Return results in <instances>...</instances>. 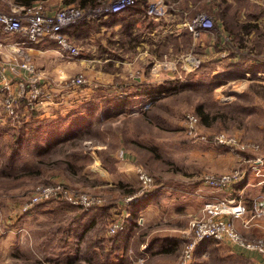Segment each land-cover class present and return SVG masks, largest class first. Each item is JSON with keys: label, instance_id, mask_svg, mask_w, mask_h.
<instances>
[{"label": "crops", "instance_id": "crops-1", "mask_svg": "<svg viewBox=\"0 0 264 264\" xmlns=\"http://www.w3.org/2000/svg\"><path fill=\"white\" fill-rule=\"evenodd\" d=\"M49 1L48 4L52 6L59 4L57 0ZM157 1L140 2L135 7L108 15L99 20L100 24L93 21L86 42L79 39L86 24L79 23L66 29L67 37L79 48L77 56L68 55L53 41L30 43L19 34L5 33L0 27V59L10 65L5 69L7 77L13 79L17 74L25 75V71L17 66V61L28 60L40 72L44 84L49 81L58 85L57 81L76 73H86L95 82V88L86 91L80 88L82 86L67 89L59 85L55 89L59 101H45L30 112H24L21 103L19 110L26 116L16 121L8 120L3 115L0 102V126L9 127L13 122L17 125L20 122L25 125L43 122L46 130L43 133V153L47 154L49 151L54 152L47 147L52 146L54 149L63 143L62 140L69 138L61 132L71 124L72 119L84 114L87 123L77 132L86 137L83 145L85 152L92 158L86 164L88 171L94 169L105 172V181L110 184L125 183L129 180L127 168L141 163L145 152L157 147L160 140L158 134L150 133V128L145 130V127L151 123V118L162 116L159 110L171 112L178 107L171 102L172 94L186 86L194 90L203 82H208L218 100L226 101L228 99L217 94L224 91L222 87L231 83L224 77L233 76L234 72L238 73L236 77H240L252 68L264 69V33L258 37L255 33L264 32V0H172L175 4L173 12L178 11L176 13L183 15L188 10L189 15L184 17L188 20L185 22L181 18L168 20L166 17L170 13L162 15L163 18L149 13L148 6ZM20 7L15 0H0V13L15 12ZM201 12L215 15L216 24L223 35L229 36L232 44L223 35L212 38L209 33L202 32L197 37L192 36L187 30V23ZM191 13L195 15L189 17ZM204 60L215 64V67L207 66ZM230 66L237 68V71H233ZM248 84L235 83L238 87L236 90L233 88L235 95L250 91ZM158 88L163 90L158 91ZM98 89L106 91L103 95L106 99L95 103L97 94L93 91ZM133 90L135 93H131ZM91 94L93 100L88 98ZM148 95H153V101L157 99L150 109L151 115L139 117L126 113L127 108L142 100L137 99H145ZM131 97L135 100L127 101ZM88 108L92 110L89 112ZM98 120L102 122L97 124ZM55 132H59V135H53ZM55 136L54 139H59V142L48 146L47 141L53 140ZM65 150L66 147L57 149V153L68 152ZM257 183L248 187L242 182L237 185L242 186L237 188L238 192L244 190L245 194L246 190L248 198L244 201L248 210L243 218L234 223L239 232L249 239L264 237V216L251 217L254 203L264 196V184ZM221 195L228 197L230 192L224 191ZM37 207L40 209L37 210ZM37 207L17 218L8 209L0 212V264L78 262V247L83 246L77 245L75 235L87 220L92 224L88 233L96 231L101 222L97 218L99 214H86L81 208L58 198ZM197 210V214L201 213L200 208ZM97 247H100L99 243ZM230 247L233 252L255 264H264V256L258 252L232 245Z\"/></svg>", "mask_w": 264, "mask_h": 264}, {"label": "rangeland", "instance_id": "rangeland-1", "mask_svg": "<svg viewBox=\"0 0 264 264\" xmlns=\"http://www.w3.org/2000/svg\"><path fill=\"white\" fill-rule=\"evenodd\" d=\"M68 1L83 7L87 14L92 12L101 0H85L84 4L82 0ZM143 1L145 0H137V4ZM158 1L165 4L164 15L170 13L165 16L168 20L179 18L183 22L188 20L184 19L189 15L188 10L182 15L176 13L178 11H172L175 6L172 0ZM49 2L46 1L47 4ZM19 10L1 13H17ZM204 13L213 18L215 16L210 12ZM192 15L195 13H191L189 17ZM93 21L100 24L97 20L90 21L91 24L86 23V20L82 21L86 24L85 31L79 36L82 42H86L89 37ZM214 21L217 22V19L214 18ZM216 22L215 25L218 27ZM255 33L258 37L264 32ZM204 64L210 65L211 68L215 67V64H210L207 60H204ZM230 68L237 71L233 66ZM84 74L89 82L80 88H84L85 91L94 89L93 77ZM234 74L224 77L231 83L222 87L224 91L217 93L228 99L226 101L218 100L208 82H203L194 90L191 86H186L185 89H181L184 91L180 90L172 94L171 102L178 107L171 112L159 110L158 113L162 116L151 118V123L145 127V130L150 128V133L158 134L160 140L157 147L145 152L141 157V163H135L134 167L127 168L129 180L125 183L110 184L105 181L107 179L105 172L94 169L88 171L89 167L86 164L92 158L85 152L83 143L86 137L81 136L79 132L64 139L63 143L55 146L54 149L50 146L49 148L54 152L49 151L44 154L41 135L32 134L30 126L26 125L22 130H17L11 129L14 124L17 125L16 122L9 127L1 125L0 212L7 211L11 206L8 210L16 217L35 209L38 205L42 207L43 202L27 211L22 210L37 185L58 178L91 197L103 199V203L95 207L75 206L86 214H99L97 218L101 221L96 231L88 233L92 224L87 220L75 235L77 245L83 246L78 247L76 254L78 262L75 264H135V261L141 257L144 258L142 264H178L181 249L188 236L190 221L201 215L200 212L197 214L198 208L202 209L206 201L222 198L227 200L240 198L247 205L244 201L248 198L246 190L245 194L244 190L238 192L237 188L240 189L242 186L237 185L241 182L247 187L254 185V182H258V185L264 184V69L243 72L240 77H236L237 72ZM57 82L60 85L62 81ZM237 82L249 83L250 91L235 95L233 88L235 90L238 88L235 85ZM59 85L54 86V93L57 92L55 89ZM228 90L232 91L228 92ZM93 92L97 94L95 103L106 99L103 96L106 91L98 89ZM131 93H135L134 90ZM88 98L93 100L92 94ZM134 100L133 97L127 99L132 102ZM137 100L143 101V104L137 107L140 110L137 116L151 115L150 109L157 99L154 101L152 99L147 108L144 106L146 103L144 97ZM56 101H59V97L56 99L55 95L53 102ZM199 105H202L210 115L206 123L197 114L196 108ZM189 113L199 117L198 134L205 135L206 139H196L187 133L185 117ZM99 122L102 121L98 120L97 124ZM218 133L224 134L228 139H235L236 144L230 146L213 141L212 137ZM64 147L68 152L57 153V149ZM139 168L145 169L152 175L155 186L151 192L145 193L137 200L133 198L127 201L128 197L141 189L137 175ZM236 169H240L243 176L235 179L224 190H217L204 183L205 174H226ZM224 191L230 192V195L219 196ZM259 199H264V196ZM38 209L40 208L37 207ZM126 213H128L127 218ZM140 218L142 219L138 221ZM114 219L124 222L125 227L115 234H110L108 228ZM230 245L226 241H205L196 248L194 259L190 264H255L254 261L233 252Z\"/></svg>", "mask_w": 264, "mask_h": 264}, {"label": "built area", "instance_id": "built-area-1", "mask_svg": "<svg viewBox=\"0 0 264 264\" xmlns=\"http://www.w3.org/2000/svg\"><path fill=\"white\" fill-rule=\"evenodd\" d=\"M47 0H38L26 6H21L17 13H0V27L5 33L19 34L27 42L39 43L44 41L55 42L68 55L77 56L80 51L74 43L67 37L66 29L79 24L82 21L101 20L108 15L120 13L137 4V0H101L99 5L93 8L92 12L85 14V9L72 3L67 4L64 0H57V6L48 5ZM165 4L157 1L148 6L149 13L162 16L165 14ZM187 28L193 37H197L202 32L211 34L212 38L222 36L221 30L215 25L214 18L204 12L193 16L187 23ZM227 42L232 44L228 35H223ZM15 67V65L13 64ZM17 66L25 71V75L17 74L13 79L7 77L6 70L10 67L8 62L0 59V102L2 113L8 120L16 121L26 116L24 112H30L45 101H53L54 83L47 81L43 83V77L37 71L35 65L28 60L17 61ZM88 81L84 73L66 77L60 86L65 88H75L86 84ZM15 84V88L13 87ZM59 85V83H58ZM153 99L148 95L144 103L145 108ZM23 103L24 112L19 110V105ZM138 105L127 108L126 113L134 116L139 114ZM142 105V104H141ZM199 117L189 113L185 117V129L187 133L196 139H206L205 135L198 134ZM212 140L233 146L235 139H228L224 134H216ZM140 191L128 197L127 201L134 198L137 200L145 193L151 192L154 185V178L145 169L137 170ZM243 176L240 169H236L226 174H205L204 183L217 190H224L235 179ZM63 199L72 206L95 207L103 203L99 197H91L87 193L65 183L56 180L50 183L39 184L31 193L28 201L23 205L22 210L27 211L34 205L45 203L52 199ZM248 207L242 200L225 198L215 201H206L201 209V215L192 219L189 224L188 236L181 249L178 264H190L194 259L196 248L205 240L226 241L232 246L244 250L256 251L264 256V237L249 239L239 232L235 225V219L242 217ZM128 211V210H127ZM264 216V199L257 200L251 211L252 218ZM125 217H128L126 213ZM141 220L138 219V221ZM125 227V223L114 219L109 225L108 232L115 234ZM144 258H138L135 264H142Z\"/></svg>", "mask_w": 264, "mask_h": 264}, {"label": "trees", "instance_id": "trees-1", "mask_svg": "<svg viewBox=\"0 0 264 264\" xmlns=\"http://www.w3.org/2000/svg\"><path fill=\"white\" fill-rule=\"evenodd\" d=\"M35 1H38V0H15V3L16 4H18V5H21V6H26V5H30V4H32V3H34ZM93 1V0H92ZM64 2L65 3H67V4H70L69 3V1L68 0H64ZM84 3H86L85 2V0H82V4H84ZM137 5V4H136ZM135 5V6H136ZM134 6V7H135ZM127 10V9H126ZM125 11V10H124ZM83 24L85 23V22H82ZM87 23V22H86ZM187 30H188V28H187ZM189 31V30H188ZM191 35V34H190ZM251 70V69H250ZM252 70H253V68H252ZM251 70V71H252ZM159 90L158 91H162L163 89L162 88H158ZM138 104H143V101H139V103ZM138 104H136V105H138ZM132 106H134L133 104H132ZM88 110H89V112L92 110V108H88ZM196 110H197V114L199 115V116H201L202 117V120L206 123L207 122V118L208 117H210V115L209 114H207V112L204 110V108L202 107V105H199L197 108H196ZM33 111V110H32ZM87 114V113H86ZM21 124H18V125H16V126H18L17 128H16V126L15 127H11V129L12 128H14V129H17V130H22L23 128H25L24 126H26L24 123H22V122H20ZM85 123H87V118H86V115H84V114H82V115H77V116H75L73 119H72V121H71V124H69L68 125V127L64 130V131H62L61 133H65L66 134V137H70L73 133H75V132H77V130H80V128H82V126H84V124ZM28 126H30V128L32 129L31 130V133L32 134H40L41 135V139L43 140V133L46 131L44 128H43V123L41 124V123H39V121L38 122H36V123H28L27 124ZM13 129V130H14ZM44 129V130H43ZM53 135H59V132H55V133H53ZM46 138V137H45ZM54 138H56V136L55 137H53L52 139L53 140H48L47 141V145L49 146L50 144H54V143H56V142H59V139H54ZM48 139V138H47ZM66 139V138H65ZM63 141V140H62ZM16 142V141H15ZM50 147V146H49ZM49 147H47V149L49 148ZM67 162V164H68V161H66ZM53 181V180H52ZM52 181H49V182H47V183H50V182H52ZM144 198H146V197H144ZM143 198V199H144ZM146 200V199H145ZM140 205H138V208H140L139 207ZM125 222H127V221H125ZM205 241H208V240H205ZM205 241H203V242H205ZM212 241V240H211ZM203 242H201V243H203Z\"/></svg>", "mask_w": 264, "mask_h": 264}]
</instances>
